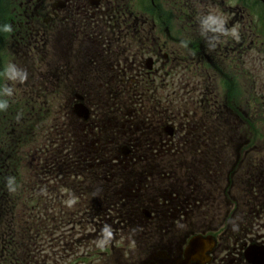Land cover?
<instances>
[{"label": "flooded vegetation", "instance_id": "1", "mask_svg": "<svg viewBox=\"0 0 264 264\" xmlns=\"http://www.w3.org/2000/svg\"><path fill=\"white\" fill-rule=\"evenodd\" d=\"M236 1L242 0L231 2ZM171 2L179 8L173 10ZM186 3L0 0V100L7 99V115H17L21 142L26 145L31 135L28 116H43L45 100L65 98L68 109L63 114L68 127L67 122L57 127L68 130L70 161L60 162L52 148L31 150L29 176L40 186L27 185L22 192H45L69 164L71 193L83 200L86 215L95 217L79 220L99 239L106 226L113 233L104 238L110 245L103 246L109 250L101 252L100 264H264V141L237 140L238 154L224 163L225 155L209 141L213 125L230 109L226 97L220 99L225 66L217 57L231 51L243 57L251 47L245 45L250 33L239 34L241 43L220 32L195 41L186 32L174 36L171 14L179 11L178 19H185ZM237 9L231 6L229 30L235 28ZM6 24L12 32L3 31ZM10 63L27 71L25 83L7 79ZM6 86L13 89L11 96L2 94ZM189 97L192 105L184 103ZM82 105L86 118L78 113ZM203 174L212 180H199ZM152 178L163 186L145 197ZM17 222L26 235L23 242H5L0 264H41L48 221ZM79 237L73 242L92 235Z\"/></svg>", "mask_w": 264, "mask_h": 264}, {"label": "rangeland", "instance_id": "2", "mask_svg": "<svg viewBox=\"0 0 264 264\" xmlns=\"http://www.w3.org/2000/svg\"><path fill=\"white\" fill-rule=\"evenodd\" d=\"M231 1L187 0V8L184 10L183 15L185 19H178L180 15L179 11L171 14L173 35L182 36V33L186 32L187 38L195 41L197 38L201 39L203 37L201 31H204V29L200 28V19L203 16L209 14L218 15L225 20V27H229L232 26L231 21L234 15L231 6H238L239 9H237L236 15H238L239 11L240 13L239 17L236 18L234 26L239 34H243V31L250 33L247 24H252L260 35V39H256L255 41L251 35L250 38L245 36L246 47L250 44L251 47L250 50H247L243 54V57H237L234 54L235 51H231L230 55L233 56L219 55L220 58L217 57L219 61L217 63L225 66V77L220 78L218 91L220 99L222 96L226 97L225 101L229 102L227 107L230 109L226 110L227 113L222 123L216 122L212 128V132L218 136L220 141L216 140L215 135L209 137V141L211 142V146L215 145L220 149V154L225 155L224 160H222L223 163L231 155L236 156L237 149L239 150L240 148V143L237 140H240L241 137L248 139L251 135L252 139L256 138L258 140L264 138V0H248L247 2L244 0ZM170 6L173 10H177L180 4L171 2ZM245 6L247 7L244 8ZM243 12L245 16L242 14ZM259 13L263 15L262 20ZM184 28L187 30H184ZM235 43H241L240 39L235 40ZM234 46L236 51L241 50V45L237 46L234 44ZM95 100V98L92 99L94 102ZM45 101H48V106L45 105L42 108L44 110L43 116H40V114H38L39 116L35 114L28 116L30 120L28 126L30 127L27 129V132L28 134L31 133V135H26V141L27 137L29 140L26 145L23 143L24 141L21 142L24 139V134L19 125L20 122H16L17 115H7V109L0 110V206L2 207L0 208V251H3L4 243L7 239H13L10 238L11 235L22 232V226L17 221H21V219H34L33 215L39 212L40 215L45 214L52 218H47L48 226L43 227V233L45 235L48 234L47 237L49 239L54 238L51 242L47 243V237H44L43 251L40 256L41 264H74L71 262V256L67 253L68 250L73 249L76 244L73 240L80 238V234L92 235L91 238H87L83 243L87 247L91 246L92 250L99 252V254H102L101 252L104 250H109V248H103V246L107 247L110 243H104L101 247V242L104 241L105 237L97 238L96 235H93V231L85 228L84 223L79 220H88L90 217L86 215V207L77 205L80 201L75 198L77 196L76 192L73 195L71 190H69L71 188V177L68 173L69 164L64 165V168H61L54 175L52 180L47 183L48 189L39 195L42 205L40 206L41 208H38V211H29L27 204L23 203V200L29 199V194L20 193V188L24 189L27 185L28 188H31L30 182L34 183L33 180H29L31 178L29 174L33 173L29 168V164L34 161L30 156L31 150L34 151L35 148L44 149L45 153L46 150L52 148L54 151H58L60 162L68 163L70 161L69 151H67L71 148L68 130L62 131L59 130L60 127H57L62 122H67L65 127H68V119L66 116H63L68 110L66 107L63 108L66 99L56 98ZM191 102L189 97L184 103L192 105ZM177 105L182 106L184 104L178 102ZM9 116L11 118L7 122ZM209 125H211L210 122ZM237 132H244L247 135L237 136ZM226 139H231L232 142L229 145L223 144L222 142ZM73 144L76 150L79 151L80 143L74 142ZM53 152H51V155ZM256 155H262V152ZM194 163L199 165L198 161L192 162V164ZM75 164L76 162H72L71 168ZM9 165L10 167H8ZM229 165L231 167V160ZM75 168L77 170L76 166ZM12 173H14L15 185L9 184L8 186L16 187L17 190L14 193H10L7 187L8 178ZM229 176L227 174V177ZM204 178L212 180L211 174L199 175V180L203 179L205 181ZM75 180L79 188V184L81 183L78 180V175L75 177ZM227 181V178L222 180L221 186L226 185ZM149 182L152 183L153 187L148 188L149 185L146 186L148 189L145 197L156 194V192L159 193L160 188L163 186V183L159 179L155 180L152 178ZM212 185V183L208 185V188H210L209 192L214 188V185L213 187ZM106 188L110 191L109 182H107ZM73 200H75V203L69 207L67 202ZM145 204H147V201ZM51 223H54L55 226H51ZM52 229H58L55 237L50 236ZM122 249L124 250L125 247L123 246ZM95 264L100 263L96 262Z\"/></svg>", "mask_w": 264, "mask_h": 264}, {"label": "clouds", "instance_id": "3", "mask_svg": "<svg viewBox=\"0 0 264 264\" xmlns=\"http://www.w3.org/2000/svg\"><path fill=\"white\" fill-rule=\"evenodd\" d=\"M200 28H203L204 31H201V35L206 37V34L208 31H211L213 33L216 32H220L223 34V36H232L233 38H235L236 40L240 39L239 36V32L236 28H232L231 30L227 29L225 27V20L215 14H209L206 16H203L200 19ZM3 31L4 32H12V26L11 25H4L3 27ZM219 38L217 37V40ZM185 47H187V44H184ZM209 46H211V44H209ZM5 75L7 77L8 80H11L13 82H19L21 84L25 83L27 81L28 78V73L26 70L24 69H20L18 68L15 64L10 63L7 68L5 69ZM2 94L6 95V96H11L13 94V89L11 87H4L2 90ZM8 107V102L6 100H0V110H6ZM12 184L15 185V177H9L8 178V183H7V187H8V191L10 193H14L17 189L16 187H9L8 185ZM68 206L71 207L74 203L75 200L73 201H68ZM104 234L105 237L110 240L112 238V231L110 230V228L108 226H106L104 228ZM105 243V241L101 242V247L103 246V244Z\"/></svg>", "mask_w": 264, "mask_h": 264}]
</instances>
